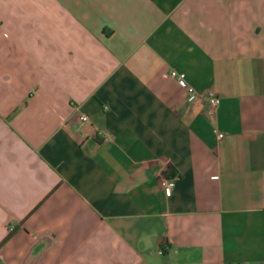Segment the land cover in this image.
I'll return each mask as SVG.
<instances>
[{
	"label": "crops",
	"instance_id": "obj_1",
	"mask_svg": "<svg viewBox=\"0 0 264 264\" xmlns=\"http://www.w3.org/2000/svg\"><path fill=\"white\" fill-rule=\"evenodd\" d=\"M0 264H264V0H0Z\"/></svg>",
	"mask_w": 264,
	"mask_h": 264
},
{
	"label": "built area",
	"instance_id": "obj_2",
	"mask_svg": "<svg viewBox=\"0 0 264 264\" xmlns=\"http://www.w3.org/2000/svg\"><path fill=\"white\" fill-rule=\"evenodd\" d=\"M169 75H170V77H172L176 81V83L179 87H181L185 90V92L187 94V99H186L187 101L197 102V101L204 100L206 105L208 106L210 114L214 113V111L218 105V102L220 100L218 94H216L213 91H206L205 92V91L195 90L193 87H191L188 84V81L186 80L184 73L170 70ZM79 119L81 122H87L88 121V119L85 115H80ZM216 134H217V137H222L221 132H218ZM160 178H161L160 185L163 188H165L166 190L172 189V187L174 185V181H176L175 175H170L169 170L166 169L161 174ZM11 229L12 228L9 227V230H11ZM158 252L162 253V250H159Z\"/></svg>",
	"mask_w": 264,
	"mask_h": 264
},
{
	"label": "trees",
	"instance_id": "obj_3",
	"mask_svg": "<svg viewBox=\"0 0 264 264\" xmlns=\"http://www.w3.org/2000/svg\"><path fill=\"white\" fill-rule=\"evenodd\" d=\"M169 173H170V175H172V172H171L170 170H169ZM164 251H165V250L163 249L162 252H164Z\"/></svg>",
	"mask_w": 264,
	"mask_h": 264
}]
</instances>
